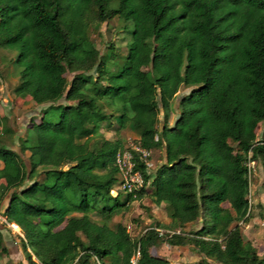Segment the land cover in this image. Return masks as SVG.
I'll return each instance as SVG.
<instances>
[{
    "label": "trees",
    "instance_id": "obj_1",
    "mask_svg": "<svg viewBox=\"0 0 264 264\" xmlns=\"http://www.w3.org/2000/svg\"><path fill=\"white\" fill-rule=\"evenodd\" d=\"M113 16L129 34L125 52L97 55L89 29ZM0 47L14 49L12 92L47 103L18 150L0 139L1 215L18 227L28 264H131L136 248L135 264H170L151 251L159 242L220 264H264L239 225L250 210L246 161L264 167V0H0ZM111 117L139 146L163 150L151 173L133 153L136 190L110 192L125 146L100 133ZM146 193L173 231L155 221L132 237L109 225Z\"/></svg>",
    "mask_w": 264,
    "mask_h": 264
},
{
    "label": "rangeland",
    "instance_id": "obj_2",
    "mask_svg": "<svg viewBox=\"0 0 264 264\" xmlns=\"http://www.w3.org/2000/svg\"><path fill=\"white\" fill-rule=\"evenodd\" d=\"M89 37L97 49V55L108 54L111 50L116 52L118 57L125 52L126 41L130 38L128 32L123 30V21L118 16H113L105 21L93 24L89 29ZM109 45L112 46L111 49ZM13 54L14 49L0 47V139L8 147L18 150L17 140L21 137H26V128L30 125L31 121L38 119L41 108L47 103H34L28 95L19 96L12 92V86L16 81L15 68L10 61ZM119 61L120 58L107 60L101 65L102 72L104 74L111 73ZM69 75L67 73V76ZM186 90V87L180 86L172 98L173 107L169 122L172 121L176 113L174 103L177 97ZM57 102L61 103L63 100L58 99ZM99 104L105 108V111L112 114L117 113L116 108H108L101 103ZM5 126L11 129L9 134L4 131ZM99 130L106 138L118 137L122 139L125 146L135 142L136 133L128 125L121 126L114 117L110 118L108 124L102 122ZM258 132L259 129H257ZM20 154L24 163L27 164L26 153ZM147 161L149 165H147L146 171L151 173L158 164L164 161L162 148L150 149ZM246 164L248 166L247 179L249 183L247 198L250 203V210L248 219L245 222H239V225L244 238L248 239L256 252L264 258V167L255 160L247 159ZM0 166H2L1 161ZM146 185L148 187V184ZM116 188H118L117 182L113 184L112 189L117 190ZM0 192H2L1 185ZM122 196L123 193L119 197ZM5 199L6 196L2 195L0 197V231L5 248L4 250H0V262L4 264H28L18 244V227L16 226L17 228H15L12 226V223H6L4 217L1 215ZM166 216L164 206L162 204H154L146 193L140 199L131 201L126 209L121 208L114 211L110 215L108 223L111 226H114L116 222H121L124 225L129 224V234L132 237H136L145 229L147 224L159 221L162 223L159 229L162 234H165L173 231L166 228L168 222L163 223V219ZM92 217L98 219V216L92 215ZM199 222L200 220L189 224L186 228L192 229ZM193 250V247L189 244L178 246L169 245L166 242H159L151 249L153 253L169 258L173 264H195L197 261H200V264H220L202 254L195 255ZM114 264H120L118 258L115 259Z\"/></svg>",
    "mask_w": 264,
    "mask_h": 264
},
{
    "label": "built area",
    "instance_id": "obj_3",
    "mask_svg": "<svg viewBox=\"0 0 264 264\" xmlns=\"http://www.w3.org/2000/svg\"><path fill=\"white\" fill-rule=\"evenodd\" d=\"M136 152L137 156L144 162V165H149L147 161L148 156L150 155V148H143L138 145L137 142L129 143L128 146H124L118 150L115 154V164L118 170V179H117V190L111 189L110 192L114 194L116 191H132L138 189L142 186V175L138 169H134V160L133 153ZM113 188V187H112ZM129 224H125V228L128 231ZM158 231L161 230L158 228ZM177 231V230H175ZM138 256L137 248L134 250V253L130 256L129 262L135 264L136 258Z\"/></svg>",
    "mask_w": 264,
    "mask_h": 264
},
{
    "label": "crops",
    "instance_id": "obj_4",
    "mask_svg": "<svg viewBox=\"0 0 264 264\" xmlns=\"http://www.w3.org/2000/svg\"><path fill=\"white\" fill-rule=\"evenodd\" d=\"M19 96H23V95H19ZM25 96V95H24ZM1 167V166H0ZM161 205V204H159ZM163 223H167L168 222V217L166 216L164 219H163ZM13 224V223H12ZM187 227V226H186ZM179 246V245H178ZM194 249V248H193ZM195 255H199V253H197L195 250H193ZM169 259V258H168ZM169 262H170V259H169ZM170 264H173L172 262H170Z\"/></svg>",
    "mask_w": 264,
    "mask_h": 264
}]
</instances>
